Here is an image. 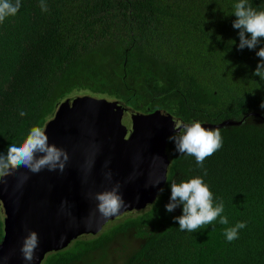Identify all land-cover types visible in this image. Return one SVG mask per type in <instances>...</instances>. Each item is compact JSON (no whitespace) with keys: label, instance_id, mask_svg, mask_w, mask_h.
<instances>
[{"label":"trees","instance_id":"obj_1","mask_svg":"<svg viewBox=\"0 0 264 264\" xmlns=\"http://www.w3.org/2000/svg\"><path fill=\"white\" fill-rule=\"evenodd\" d=\"M44 2L48 11L41 0H21L18 13L0 23V153L42 127L72 94L117 99L141 112L162 108L185 122L242 119L218 126L223 146L205 159L206 175L167 138L162 192L97 236L46 253L40 264H114L105 247L126 231L117 264H264V80L253 75L264 41L237 48V0ZM250 3L264 10V0ZM194 176L214 203L223 201L228 225L217 220L189 233L173 219L182 206L165 210L170 184ZM238 221L246 227L228 242L224 230ZM132 239L137 244L125 251Z\"/></svg>","mask_w":264,"mask_h":264},{"label":"water","instance_id":"obj_2","mask_svg":"<svg viewBox=\"0 0 264 264\" xmlns=\"http://www.w3.org/2000/svg\"><path fill=\"white\" fill-rule=\"evenodd\" d=\"M177 121L191 123L162 108L141 112L120 100L89 94L60 100L43 129L49 144L65 150L68 160L62 172L45 168L33 173L21 167L3 178L0 264H29L20 252L28 230L39 237L31 264L79 235L98 232L114 216L101 217L94 196L116 183L125 201L120 213L153 200L166 179L165 146ZM237 122L225 118L201 124L210 128Z\"/></svg>","mask_w":264,"mask_h":264},{"label":"clouds","instance_id":"obj_3","mask_svg":"<svg viewBox=\"0 0 264 264\" xmlns=\"http://www.w3.org/2000/svg\"><path fill=\"white\" fill-rule=\"evenodd\" d=\"M20 7L21 0H0V23H3L8 17L15 16ZM40 7L42 11H48L47 4L44 0H41ZM231 14L235 16L232 27L239 30V43L237 44V48L241 50L245 47L250 50L256 49L257 45L261 44V41H264V10L253 8L250 0H237L233 5ZM232 43H235V41H232ZM255 54L260 59L253 71V75L264 80V46L259 47ZM249 113H254V111H250ZM19 114L25 116L27 113L21 110ZM241 119L242 117L234 119L238 120V122L232 124L240 123ZM45 122L42 127H32L22 142L18 144L10 143L6 153H0V183L4 182L3 178L12 175L21 167L27 168L33 173H38L45 168L49 171L59 169L62 172L64 170L65 162L68 160V154L65 150L58 148L54 144H49L48 136L43 129ZM168 140L174 144L177 153L194 157L196 164L204 171V175L207 174L206 170L203 169L205 159L212 156L223 146V137L218 126L207 128L202 126L199 121H192L191 123H184L182 121L175 122L173 124V133L168 136ZM107 175L110 178V173ZM26 178V176L23 177V179ZM157 184H159L158 180L153 182L152 186H156ZM161 187L159 191L162 192L163 189ZM119 188V183H116L110 190L95 194L94 198L97 201L96 210L101 217L107 219L114 216L113 218H117L126 212H130L131 209L141 208H131L120 213L121 208L125 206V201L119 193ZM178 206H182L181 215L174 216L173 219L178 222L181 231L193 233L208 225H213L217 220L221 225L229 224L228 217L223 215V201L214 203L213 193L201 176H194L188 180H182L179 183L172 182L170 184V198L169 202L165 205V210L167 212H173ZM4 215L0 201V246H2ZM113 218L108 219L102 227ZM102 227L101 229H103ZM245 227L246 223L243 221H238L235 225L226 227L224 230L226 240L232 242L237 239L239 231ZM93 234L87 233L82 235L88 236ZM38 247V234L34 230H28V234L23 238L20 252L23 259L29 262V264L36 258L35 253ZM46 253L48 252H45L43 257Z\"/></svg>","mask_w":264,"mask_h":264},{"label":"rangeland","instance_id":"obj_4","mask_svg":"<svg viewBox=\"0 0 264 264\" xmlns=\"http://www.w3.org/2000/svg\"><path fill=\"white\" fill-rule=\"evenodd\" d=\"M127 213V212H126ZM124 213L122 216L117 217V218H113L112 220L108 221L102 228H106L107 225H112L118 221H120L123 216L126 214ZM101 232V230L93 235H98ZM92 235V236H93ZM91 237V235H89ZM130 238V234L128 231H126L125 234H120L118 236H116L115 238H113L105 247V250L108 252V254L110 255V259L114 261V264L119 263V261L117 260L118 257H122L124 254V250L121 247V243L123 242L124 238ZM126 238V239H127ZM71 242V241H70ZM69 242V243H70ZM69 243L67 245H69ZM137 244V241H135L134 239L131 240V243L129 245H127L124 249L125 251L128 250L130 247H133ZM66 245V246H67ZM107 248V249H106ZM44 258V257H43ZM102 257H96L95 259L91 256L89 259L93 260L95 262H98ZM43 260V259H42ZM41 260V261H42ZM106 262L108 263V259L106 260ZM116 262V263H115Z\"/></svg>","mask_w":264,"mask_h":264},{"label":"flooded vegetation","instance_id":"obj_5","mask_svg":"<svg viewBox=\"0 0 264 264\" xmlns=\"http://www.w3.org/2000/svg\"><path fill=\"white\" fill-rule=\"evenodd\" d=\"M131 211V210H130Z\"/></svg>","mask_w":264,"mask_h":264}]
</instances>
